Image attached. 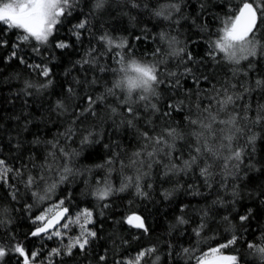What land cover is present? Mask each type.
<instances>
[{
	"label": "trees",
	"instance_id": "obj_1",
	"mask_svg": "<svg viewBox=\"0 0 264 264\" xmlns=\"http://www.w3.org/2000/svg\"><path fill=\"white\" fill-rule=\"evenodd\" d=\"M4 2L8 0H0ZM94 3L95 0H79L73 15L57 26L48 51L42 57L32 53L31 44L22 45L21 54L26 55L30 64L43 60L52 71L51 86L39 91L30 88L27 94L26 82L38 86L46 83V79L39 74V69L33 70L16 59H7L12 51L10 45L21 32L8 30L0 23V34L9 41V47L0 48V159L13 169L23 168L25 164L31 168L34 153L37 165L46 164L45 157L51 150L47 141L58 142L65 151L77 153L70 164L75 175L58 184L44 200L38 196L45 195L48 185L58 181V165L63 163L62 159L53 162L49 158L48 162L56 169L52 172L31 168V174L37 177V184L31 189L25 187L15 171L9 173L6 183L0 180V220L4 221L0 226V244L9 249L0 264H23L24 258L10 250L17 243L29 255L38 253L30 264H136L139 253L149 248L155 251L141 257L139 264H198L204 253L220 248L233 235L238 237L237 241L220 248L221 254L237 256L238 264H264L260 255L248 247L249 243L264 247V122H253L260 106L264 105V87L255 83L264 80V48L260 47L264 46V25L255 36V41L259 42L257 56L233 65L219 50L211 55L214 52L211 44L223 34L222 29L238 12L242 0H136L140 5L137 8L127 0H108L100 11H94ZM169 4H179L180 11L171 10L170 19L155 15L162 8L168 10ZM202 4L205 5L203 9ZM84 18L89 21L88 28L82 30L81 39L77 41L69 28ZM105 32L116 43L126 42V46L108 51L96 39ZM161 33L175 38L178 41L175 47H184L185 52L181 56L169 55L168 43L161 41ZM60 40L68 41L72 47L56 48L55 43ZM92 48L97 51L87 58L95 57V63L83 64L86 53ZM157 48L161 49L159 54ZM188 53L193 59H188ZM120 57L125 65L132 59L158 65V74L163 73L161 78L165 80L156 88L159 99L149 97L150 102L160 108L159 113L145 108L149 101L138 100L140 95L147 94L140 90L132 93L130 102H135L140 113V118L133 121L136 127L126 122L121 124L122 120L132 117L126 112L128 104L122 103L128 99L126 88L116 87L124 77L118 63ZM185 68H190L191 74L185 73ZM168 72L180 77V86H169L172 77ZM233 84L235 88L231 87ZM224 88L228 89L227 94H243V98L222 111L219 101L225 96ZM244 88L252 90L245 93ZM101 96L105 97L102 101L98 99ZM88 97L97 101L92 105L95 115L86 111ZM181 100L184 104L179 105V110L168 106L179 104ZM57 101L63 102L66 111L57 109ZM112 108L117 109V114L111 112ZM205 108L209 111L204 112ZM164 112L171 115L163 116ZM233 113L238 114L237 126L243 132L237 134L231 147L244 149V163L239 169L240 178L227 177V187H221L223 157L229 155L222 144L227 141L212 136L197 141L190 135L196 126L188 121L200 119L208 123L211 116H216L217 120L228 119ZM166 127L185 135V140L177 141L184 159L190 154L184 144L199 143L202 147L207 144L218 152L220 159L207 157L200 162L201 167L205 163L213 165L216 176L212 188L204 185L198 168L186 175L181 173L167 178L163 176V169L154 165L151 169H140L150 173L141 181L145 185L143 190L149 193L147 198L137 196L132 187L124 192L114 191L104 200L98 199L94 193L106 182L115 190L127 177L138 175L139 165H130L134 159L132 154L143 145L139 132L158 135ZM227 127L213 124L214 129H225L223 134L217 132L221 137L228 134ZM89 132L93 135L88 142H82ZM253 135L256 139L249 143L248 138ZM37 138L41 141L38 145L34 143ZM40 175L45 179L39 180ZM148 184L152 187H146ZM234 187L239 191V198L233 202ZM166 191L173 194L165 198ZM32 192L38 195L33 196ZM60 200L69 210L66 220L85 209L92 212L89 228L97 232V237L90 238L86 250L77 247L68 255L66 243L47 242L44 245V235H31L40 224L35 218ZM105 204L108 207H104ZM249 209V219L241 224L239 217L248 214ZM133 213L144 219L146 233L124 223ZM181 216L188 220L187 224L177 223ZM202 221L206 226L197 236L194 229ZM75 226L69 223L66 230L69 239L77 233ZM54 248L60 249L59 255L51 254ZM184 249L189 251L185 253Z\"/></svg>",
	"mask_w": 264,
	"mask_h": 264
},
{
	"label": "snow or ice",
	"instance_id": "obj_2",
	"mask_svg": "<svg viewBox=\"0 0 264 264\" xmlns=\"http://www.w3.org/2000/svg\"><path fill=\"white\" fill-rule=\"evenodd\" d=\"M128 3H131L132 7L137 8L140 5L136 3V0H127ZM108 3V0H95L94 3V11L102 10L105 5ZM79 5V0H8V2L0 3V23H3L7 26L8 30H20L21 34L16 37V42L12 43L10 47L12 51L7 59L10 61L12 59L18 60L21 64H24L26 67L32 68L33 70L39 69V74L46 79V83H41L40 85H34L31 82L25 83V92L27 94V89L36 88L37 91L41 89H47L52 85L53 81L52 71L50 68L45 66L43 60L37 64H30L26 55H22V45L31 44L32 45V53L36 56H43V53L48 51V45L50 44V38L53 37L54 32L57 31V26L61 25L65 19L71 17L73 15V11ZM147 7V5H145ZM205 7L204 4L201 5L203 9ZM167 9L162 8L159 11L155 12V15L158 17H163L164 19L171 18V10L176 12L180 11L179 4H169ZM71 24V21L69 20ZM89 21L87 18L79 20V22L75 24H71L69 28V32L72 36L75 37L77 41L81 39L82 30H86L88 28ZM261 25H264V0H242V6L239 7L238 12L235 16L227 23L222 29V35L215 41L212 42L211 46L214 49L213 53H210L214 56L215 50H219V52L224 54V58L233 65H239L241 61L247 60L249 57H255L258 54V45L259 42L255 41L256 32L259 31ZM96 39L101 42L103 47H106L108 51H112L115 48H124L126 46V42L116 43L115 39L107 32L96 37ZM160 39L162 42H167L169 47V55L172 56H181L182 53L185 52L184 47H180L177 49L175 45L178 41L175 38H169L166 33L160 34ZM9 47V41L3 38V34H0V48ZM55 47L58 49H68L72 47V45L68 41L60 40L55 43ZM264 48V46H260ZM97 50L95 48L90 49L86 53V58L82 61L83 64H91L95 63V57L89 60L87 57L91 56L92 53H95ZM161 52L160 48L156 49V53L159 54ZM264 54V53H262ZM119 55V53H117ZM181 59H183L181 57ZM188 59L191 60L193 57L191 53H188ZM164 61H161L163 63ZM120 63V71L124 73V77L116 84V87H124L127 89L128 99L122 101V103L128 104L126 108V112L132 118L127 119L126 121L122 120L121 124L125 122L130 127H136V124L133 122L134 119L140 118V113L137 108L134 106L135 102H130L132 93L136 90H140L142 93L147 95H140L138 97L139 101H149L145 108H151L153 113H159L160 108L156 103H151L149 97H156L159 99V94L156 91V88L165 83V80L161 78L163 73L158 74V65L156 64H143L137 62L135 59H132L127 65L123 62V57H120L118 60ZM251 66V64L249 65ZM104 71V69H101ZM130 71L135 72V76L129 75ZM185 73L191 74L190 68L184 69ZM168 76L172 77L171 80L168 81L169 86L176 88L180 86V77L177 76L175 72H168ZM207 79V77H205ZM198 82V80H197ZM256 85L258 87H264V80H257ZM235 88L236 85L233 84L231 86ZM243 87V85H241ZM252 89L244 88V92H250ZM68 91L71 93L72 89L69 88ZM111 91V90H109ZM225 96L222 100L219 101L221 110L224 111L228 108L229 105H235L237 100L243 98V94L234 95L227 94L228 89L224 88ZM105 97L101 96L98 99L103 100ZM89 108L86 111H90L93 115H95V110L92 108V105L97 101L92 97H88ZM184 101H179V104H169L170 108L175 110H179V105H183ZM57 109L65 110V106L62 101H57L56 105ZM199 108V105H197ZM204 112H208L207 108L203 109ZM111 112L113 114H117V109L112 108ZM163 116H169L171 113L164 112ZM236 113H233L228 119H220L217 120L216 116L210 117V122L205 123L200 119H189V124L196 126L195 130L190 134L197 138L199 141L200 138H204L207 140L208 136H212L214 139H223L227 141V143L222 144V147L229 150V155L227 157H223V164L221 166V187H227L225 180L227 177H234L239 179V169L240 166L244 163V149H232V141L237 139V134H242L243 129L238 127ZM256 124H260L264 122V105L260 106V110L257 112V115L253 121ZM225 125L227 127V135L218 136L217 132L223 134L225 132L224 128L219 130L213 128V124ZM139 131V130H138ZM155 132V130H152ZM71 135V133H70ZM93 135L92 132H89L86 135L82 142L86 143L89 140V137ZM139 136L143 140L142 148L132 154L134 159L131 160V165H139L137 168L138 175L135 177H127L126 181L121 184L118 189H113L110 183H105L103 188H97L94 195L100 199L104 200L107 197L111 196L115 192H124L129 188L134 187L137 196L147 198L149 193L144 191L143 188L145 185H142L141 181L144 177L150 175L149 172L140 171L141 168L151 169L154 165L159 166L163 169V176L167 178H171L172 176H178L181 173L188 174L193 172L196 168L199 169V176L203 178V183L206 187L212 188L213 181L215 180L216 173L212 171L213 165L207 164L203 167L200 166L201 160H205L207 157H213L216 159H220L218 152L205 144L203 147L200 146L199 143L195 145L184 144L183 147L188 148L189 156L184 159L183 151L180 148H177V141L185 140V135L181 131H177L175 128L166 127L161 134L150 135L149 131L139 132ZM249 143H254L256 137L255 135L250 136ZM35 144H40L41 141L37 138L34 141ZM51 145V150L48 152L45 157L46 164L37 165L35 163L36 156L33 153L31 157V168L39 167L41 172H52L56 169L53 167V164L49 161V158L54 162L56 160H63V163L58 165L59 171V179L56 182H53L48 185L45 190V195L38 196V199L44 200L47 198L48 194L53 193L58 184L64 183L75 175L73 171V167L70 166L72 160L74 159L77 153L75 152H67L60 146L58 142L54 143L52 141L45 142ZM151 149V150H149ZM57 153L60 155L57 156ZM144 159H141V158ZM31 168H29L28 164H25L23 168L13 169L8 166L7 162L3 159H0V180H3L5 183L8 180L9 173L15 171L17 175L21 177L24 182L26 188L31 189L34 185L37 184V177L31 174ZM39 180H44V175H40ZM146 187L151 188L152 185L148 184ZM191 188L192 186L189 185ZM173 193L170 191H166L164 193L165 198H168ZM33 196H37L36 192H32ZM232 198L233 202L239 198V191L237 188H232ZM64 201L60 200L57 205L53 207L59 208L60 211L56 212L55 215L48 218L47 213L44 215L37 216L36 221L44 222L42 226L37 227L35 231L31 233L32 236H41L42 233H49L50 229L55 225L60 224L62 219H65L66 214L68 213V208L63 207ZM30 207V206H29ZM104 207H108L107 204ZM183 211V208L181 209ZM48 212H52V209H48ZM251 214V209H249V213L246 215H241L239 220L241 224L249 219ZM92 212L85 209L80 215H78L73 221L71 217H68L69 223H79L80 217H85L84 224L81 225L80 235L70 240V243L67 245V253L68 255L72 254V249L79 248L80 250H86V247L90 243V238L97 237V232L91 229H88L86 225L92 222ZM227 219V217H225ZM69 223H64L61 225L62 228L68 229ZM124 223L129 225V227L142 230L143 232H147L148 228L145 225L144 219L135 213L129 215L125 218ZM177 223L179 225H184L188 223V220L184 219L183 216L177 218ZM4 221L0 220V226H3ZM205 222H201L196 229H194L197 236L200 235L201 230L205 227ZM53 236L61 237L62 233L59 230L50 232L48 238L51 239ZM238 237L233 235L230 240L227 241L226 244L220 245V248L229 247L237 241ZM250 249H254L256 253L260 255V258L264 260V247H257L251 243L248 244ZM220 248H211L208 252L204 253L198 264H238L237 256H221L216 257V253L219 252ZM18 253L21 257H23V264H30L34 262L35 257L38 255L36 252H32L30 255L25 251V248L21 246L19 243L15 245L14 248L10 249ZM154 248L146 249L139 253L136 264H139L140 258L144 257L146 254H151L154 252ZM189 250L184 249V252L187 253ZM9 253V249H7L3 244H0V261L4 260V257ZM52 255H59L60 249L54 248L51 252ZM211 256L212 259H205V257ZM101 260H104V257H100Z\"/></svg>",
	"mask_w": 264,
	"mask_h": 264
},
{
	"label": "rangeland",
	"instance_id": "obj_3",
	"mask_svg": "<svg viewBox=\"0 0 264 264\" xmlns=\"http://www.w3.org/2000/svg\"><path fill=\"white\" fill-rule=\"evenodd\" d=\"M58 203H55L54 205H57ZM53 205V206H54ZM53 206H51L50 208L52 209V212H48V209L44 212V213H42L41 215H44L45 213H47V216H49V215H51L54 211H56L58 208H55V207H53ZM49 208V209H50ZM78 215H74V216H71V218H72V220L74 221L75 220V218L77 217ZM84 219H85V217H83V216H81L80 217V222L79 223H75L76 225H77V227H76V229H75V231L77 232L72 238H68V236H67V234H66V230L67 229H64V228H62L61 226H59L57 229H55V230H53V231H56V230H59L61 233H62V236L61 237H56V236H53L51 239H49L48 238V236H49V234L50 233H48V234H46V235H44L43 237H42V243H44V245H46V243L47 242H52V243H56V244H64V243H66V247H67V245L70 243V240L71 239H74L75 237H77V236H79L80 235V232H81V225L82 224H84ZM38 222H40L41 223V221H38ZM64 223H69V220L67 219H65V221L63 222V224ZM89 225H90V223H88L87 225H86V227L88 228V229H90L89 228ZM43 241H45V242H43ZM44 249V248H43ZM42 253V252H41ZM216 255V257L218 258V257H221V256H229V255H225V254H221L220 252H218V253H216L215 254ZM205 259H212V257L211 256H208V257H205ZM221 264H223V262H221Z\"/></svg>",
	"mask_w": 264,
	"mask_h": 264
},
{
	"label": "water",
	"instance_id": "obj_4",
	"mask_svg": "<svg viewBox=\"0 0 264 264\" xmlns=\"http://www.w3.org/2000/svg\"><path fill=\"white\" fill-rule=\"evenodd\" d=\"M241 6H242V4L240 5V7H241ZM58 211H60V209H59V210L57 209L56 211H54L50 216H48V218H51V216L55 215V213L58 212ZM137 215H138V214H137ZM63 220H64V219H62V220L60 221V224H57V225H55L53 228H51L50 231H53V230H55L56 228H58V227L61 225V223L63 222ZM43 223H44V222L40 223L37 227L42 226ZM37 227H36V228H37ZM34 231H35V230H34ZM42 234H45V233H42Z\"/></svg>",
	"mask_w": 264,
	"mask_h": 264
},
{
	"label": "bare ground",
	"instance_id": "obj_5",
	"mask_svg": "<svg viewBox=\"0 0 264 264\" xmlns=\"http://www.w3.org/2000/svg\"><path fill=\"white\" fill-rule=\"evenodd\" d=\"M238 10H239V9H238ZM63 207H64V206H63ZM58 210H59V208H58ZM135 214H137V213H135ZM131 215H132V214H131ZM138 215H139V214H138ZM49 216H50V215H49ZM66 217H67V214H66ZM66 217H65V219H66ZM65 219L63 220V222L65 221ZM63 222L61 223V225L63 224ZM41 223H42V222H41ZM61 225H60V226H61ZM56 229H57V228H56ZM50 232H52V231H50ZM50 232H49V233H50ZM45 234H48V233H45ZM45 234H41V235H45Z\"/></svg>",
	"mask_w": 264,
	"mask_h": 264
},
{
	"label": "clouds",
	"instance_id": "obj_6",
	"mask_svg": "<svg viewBox=\"0 0 264 264\" xmlns=\"http://www.w3.org/2000/svg\"><path fill=\"white\" fill-rule=\"evenodd\" d=\"M129 75H131V76H135L136 74H135L134 71H130V72H129ZM126 90H127V89H126Z\"/></svg>",
	"mask_w": 264,
	"mask_h": 264
}]
</instances>
